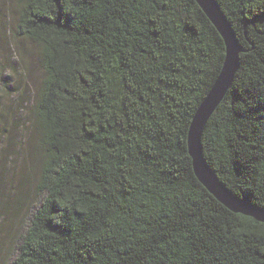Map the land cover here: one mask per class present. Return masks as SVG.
Instances as JSON below:
<instances>
[{
	"label": "trees",
	"instance_id": "1",
	"mask_svg": "<svg viewBox=\"0 0 264 264\" xmlns=\"http://www.w3.org/2000/svg\"><path fill=\"white\" fill-rule=\"evenodd\" d=\"M216 1L243 52L203 154L229 191L264 209V0ZM15 2L0 41L11 53L0 66V165L21 160L24 187L13 200L1 188L0 209L9 241L19 218L29 222L9 264H264V223L210 194L188 153L226 57L196 0ZM14 56L26 72L39 67L31 91L3 76ZM19 90L24 124L3 100ZM16 126L27 138L11 158Z\"/></svg>",
	"mask_w": 264,
	"mask_h": 264
},
{
	"label": "water",
	"instance_id": "2",
	"mask_svg": "<svg viewBox=\"0 0 264 264\" xmlns=\"http://www.w3.org/2000/svg\"><path fill=\"white\" fill-rule=\"evenodd\" d=\"M196 2L223 37L226 57L218 78L197 109L189 127L187 146L193 170L202 185L226 208L264 223V209L245 202L229 191L209 166L203 154L202 136L205 127L234 82L243 50L218 2L216 0H196Z\"/></svg>",
	"mask_w": 264,
	"mask_h": 264
},
{
	"label": "rangeland",
	"instance_id": "3",
	"mask_svg": "<svg viewBox=\"0 0 264 264\" xmlns=\"http://www.w3.org/2000/svg\"><path fill=\"white\" fill-rule=\"evenodd\" d=\"M15 6H16L15 0H10V1L9 0H0V41H1V39L5 38V35L8 32V26L13 25L12 24L13 13H11V9ZM11 15H12V17H11ZM2 29H4V30H2ZM8 38H9V35H8ZM22 46H24L25 50H27L28 52L32 53V55H34V52H33L34 49H33L32 44H25ZM3 47L5 50L2 49V46L0 43V66L1 67H3L5 65L8 54H11V53H8L6 51L7 48H6L5 44H3ZM12 61H13V64H9L10 69L3 71V76L4 75L6 76L7 81H9L11 83L13 89L18 88V86L16 84H18L20 81H21V87H22V84L26 82L29 84V87H28L29 91L34 89L35 88L34 83H35L36 75H38L40 72L39 67L37 65H35V63L33 62V64L30 67L29 72H26L24 70V68L22 67V63L21 64L19 63L18 56H14ZM16 71H17V73H16ZM23 74L25 76H22ZM28 75L32 76V78H28ZM26 78H28V79H26ZM6 90L9 91L10 87L6 88ZM22 92H23L22 90L11 91V93L13 94L12 96H8L6 94V92H4L3 100L5 102H8V103H9V100H11L13 102V105H15L14 111H16V113L19 115V117L21 116V118L23 120L21 124H24L25 121H27V119H28V115L26 112H23L22 109H20L19 107H16V104H15L16 100L20 97ZM18 108H19V110H18ZM12 129H13L14 136L17 137V140H16V143L13 145V149L10 151L11 158L15 157L16 153L21 148V147H18L16 145H18L20 143L24 144V141L27 138V135H26L24 128L22 129L20 126H16L14 128L12 127ZM6 156H7L6 154L4 156H2L1 149H0V160L6 159ZM20 161L18 162L16 167H14V165L12 163H9L8 165H6L8 167L7 172H4L2 166L0 165V189L4 188V193L6 195V197H5L6 199L11 198L13 200L17 197L18 190L21 192L23 191L22 188L24 186L21 184L19 185L17 182L19 179L20 167L22 166V162H20ZM0 163H1V161H0ZM0 196H1V194H0ZM2 200H4V199H1L0 201H2ZM24 216L19 218L20 224L17 223L16 225H14V227L12 229L14 235L12 237V240L9 241V238H10L9 235L12 233V231L9 227L10 223L7 222V214H5V212H2V209H0V246L3 247V253H2V255H0V264H9L10 263L11 254L13 253V251L15 249V244H16L17 238H18L19 234L23 231L22 229L25 227L26 222H29L28 215H26L25 217ZM11 248H12V251L10 252Z\"/></svg>",
	"mask_w": 264,
	"mask_h": 264
}]
</instances>
